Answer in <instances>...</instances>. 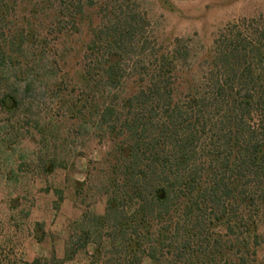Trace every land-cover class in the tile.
<instances>
[{
    "label": "trees",
    "instance_id": "obj_1",
    "mask_svg": "<svg viewBox=\"0 0 264 264\" xmlns=\"http://www.w3.org/2000/svg\"><path fill=\"white\" fill-rule=\"evenodd\" d=\"M86 19L89 93L70 108L110 147L100 161L106 210L85 215L81 246L99 233L102 264H264V15L224 27L199 55L186 39L166 48L146 36L140 14L117 0H0V62L27 73L35 34L17 26ZM34 84L28 77L0 105L39 100Z\"/></svg>",
    "mask_w": 264,
    "mask_h": 264
},
{
    "label": "rangeland",
    "instance_id": "obj_2",
    "mask_svg": "<svg viewBox=\"0 0 264 264\" xmlns=\"http://www.w3.org/2000/svg\"><path fill=\"white\" fill-rule=\"evenodd\" d=\"M117 3L138 12L146 36L153 35L160 45L167 48L183 38L199 55L211 49L224 27L264 15V0ZM103 16L101 12L100 23ZM87 19L82 26H17L35 34L23 60L29 64L27 73L0 62V97L14 86L22 91L28 77L43 90L39 100L26 99L12 111L0 105V264H102L96 254L99 233L82 247V224L87 226V214L105 213V167L100 161L110 143L101 141L96 126L84 122L83 112L70 108L72 103L81 108L89 93L80 79L91 31ZM52 161L58 167L51 171ZM103 243L111 248L107 238ZM68 256L72 259L63 262ZM263 258L264 245L258 262Z\"/></svg>",
    "mask_w": 264,
    "mask_h": 264
}]
</instances>
